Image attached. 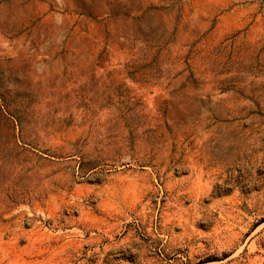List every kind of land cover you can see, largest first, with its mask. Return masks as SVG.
I'll return each instance as SVG.
<instances>
[{
    "label": "rangeland",
    "instance_id": "obj_1",
    "mask_svg": "<svg viewBox=\"0 0 264 264\" xmlns=\"http://www.w3.org/2000/svg\"><path fill=\"white\" fill-rule=\"evenodd\" d=\"M0 264H264V0H0Z\"/></svg>",
    "mask_w": 264,
    "mask_h": 264
}]
</instances>
